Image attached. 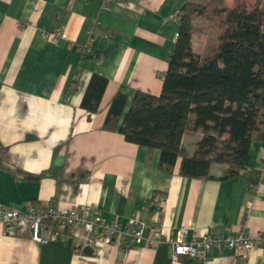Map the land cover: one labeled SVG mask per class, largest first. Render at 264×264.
<instances>
[{
    "label": "crops",
    "instance_id": "1",
    "mask_svg": "<svg viewBox=\"0 0 264 264\" xmlns=\"http://www.w3.org/2000/svg\"><path fill=\"white\" fill-rule=\"evenodd\" d=\"M208 1L116 0L105 6L103 0H0V207L26 212L35 205L44 212L88 206L123 227L131 220L148 229L162 225L167 238L186 228L188 241L224 230L264 235V141L258 132L245 168L263 173L251 185L244 176L218 179L230 166L224 160L212 165L215 179L185 178L180 162L165 172L160 150L104 129L116 94L128 97L126 111L138 91L160 96L179 32L178 21L164 20L186 3ZM238 5L244 4L225 6ZM224 18L194 19L193 50L201 58L218 51ZM51 34L61 37L53 41ZM94 75L108 84L98 111L90 114L82 103ZM202 136H184L189 154ZM227 148L232 144L225 136L219 154ZM48 227L56 237L43 245L28 228L7 230L0 222V264H172L168 243L96 247L86 244L89 236L78 226ZM182 261L264 264V247L245 258L214 249L206 261Z\"/></svg>",
    "mask_w": 264,
    "mask_h": 264
},
{
    "label": "trees",
    "instance_id": "2",
    "mask_svg": "<svg viewBox=\"0 0 264 264\" xmlns=\"http://www.w3.org/2000/svg\"><path fill=\"white\" fill-rule=\"evenodd\" d=\"M255 1L252 9L239 5L230 10L221 8L222 0L186 3L160 96L138 91L126 111L128 97L116 94L104 129L160 150L159 167L165 172L172 173L180 162L179 174L185 178L215 179L212 165L224 160L230 166L218 179L244 176L251 185L258 184L263 171L245 168L254 133L264 141V0ZM223 15L218 51L201 58L193 50L194 19ZM107 84L99 75L92 77L82 103L88 113L98 111ZM199 131L203 136L189 154L183 138ZM225 136L232 150L219 154Z\"/></svg>",
    "mask_w": 264,
    "mask_h": 264
},
{
    "label": "built area",
    "instance_id": "3",
    "mask_svg": "<svg viewBox=\"0 0 264 264\" xmlns=\"http://www.w3.org/2000/svg\"><path fill=\"white\" fill-rule=\"evenodd\" d=\"M116 0H103L105 6L112 4ZM180 12L164 20V23L178 21ZM61 36L51 34L53 41H58ZM66 38L65 35L62 36ZM161 206V200L157 201ZM249 208L246 215L249 214ZM0 222L7 230L26 227L31 232V238L39 244H48L55 239L49 229V224H54L61 228L78 226L82 228L89 239L86 244L89 246H103L110 244H121L129 241L136 245L145 244L155 247L168 243L172 248V264H187L183 258L190 260L206 261L211 250L228 249L247 257L254 248L264 247V235H250L245 231L231 232L224 230L221 234H207L200 240L188 241V230L179 228L174 238H167L162 225L148 229L140 220H131L128 226H121L118 221L107 222L102 219L91 207L81 206L79 209L70 210L67 208L50 207L44 212H40L35 205H30L26 212L9 210L0 207Z\"/></svg>",
    "mask_w": 264,
    "mask_h": 264
},
{
    "label": "rangeland",
    "instance_id": "4",
    "mask_svg": "<svg viewBox=\"0 0 264 264\" xmlns=\"http://www.w3.org/2000/svg\"><path fill=\"white\" fill-rule=\"evenodd\" d=\"M211 1H215V0H210L206 4H208ZM225 1L226 0H222V2H221V8H223V9H227V7L225 5L227 4L228 6H230L231 5V2H232V0L227 1L228 3H226ZM235 2H236V0H235ZM237 2L238 3H240V2L242 3L243 2L244 6H247L249 9H252L255 6V4H256V1L255 0H243V1L242 0L241 1L240 0H237ZM206 4H201V5H206ZM218 17H220V16L213 17V18H210V19H207V20H212V19H215V18H218ZM217 25H219V22H217ZM261 128H264V121H263V125L261 126ZM227 151H229V149Z\"/></svg>",
    "mask_w": 264,
    "mask_h": 264
},
{
    "label": "water",
    "instance_id": "5",
    "mask_svg": "<svg viewBox=\"0 0 264 264\" xmlns=\"http://www.w3.org/2000/svg\"><path fill=\"white\" fill-rule=\"evenodd\" d=\"M84 252L87 254L93 253V249L91 247H85Z\"/></svg>",
    "mask_w": 264,
    "mask_h": 264
}]
</instances>
